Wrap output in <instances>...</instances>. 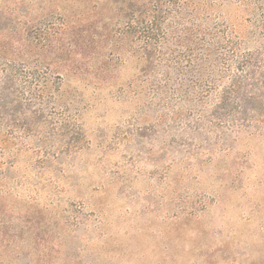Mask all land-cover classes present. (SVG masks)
<instances>
[{
	"label": "rangeland",
	"instance_id": "1",
	"mask_svg": "<svg viewBox=\"0 0 264 264\" xmlns=\"http://www.w3.org/2000/svg\"><path fill=\"white\" fill-rule=\"evenodd\" d=\"M87 4L0 0V30L56 32ZM139 70L128 55L108 88L67 80L75 146L1 160L8 264H264V129L189 124L198 113L163 109Z\"/></svg>",
	"mask_w": 264,
	"mask_h": 264
},
{
	"label": "trees",
	"instance_id": "2",
	"mask_svg": "<svg viewBox=\"0 0 264 264\" xmlns=\"http://www.w3.org/2000/svg\"><path fill=\"white\" fill-rule=\"evenodd\" d=\"M84 1L91 9L64 16L59 31L0 30V169L13 166L6 155L73 148L67 80L108 88L128 55L163 109L198 113L189 124L225 129L223 138L264 129V0Z\"/></svg>",
	"mask_w": 264,
	"mask_h": 264
}]
</instances>
